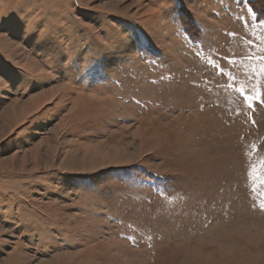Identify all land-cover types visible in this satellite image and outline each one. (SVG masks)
<instances>
[{"label": "rangeland", "instance_id": "374dc122", "mask_svg": "<svg viewBox=\"0 0 264 264\" xmlns=\"http://www.w3.org/2000/svg\"><path fill=\"white\" fill-rule=\"evenodd\" d=\"M0 0V264H264V0Z\"/></svg>", "mask_w": 264, "mask_h": 264}, {"label": "trees", "instance_id": "16d2710c", "mask_svg": "<svg viewBox=\"0 0 264 264\" xmlns=\"http://www.w3.org/2000/svg\"><path fill=\"white\" fill-rule=\"evenodd\" d=\"M256 2H257L256 0H252L251 2H249V4L251 5L252 9H254V10H256V11H260V10H262V9L260 8V6H257ZM262 8H264V7H262ZM259 17H260V18H264V15H262L261 13H259Z\"/></svg>", "mask_w": 264, "mask_h": 264}]
</instances>
